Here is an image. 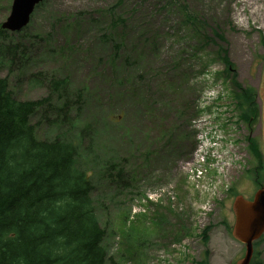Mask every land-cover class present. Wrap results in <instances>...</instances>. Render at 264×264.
Masks as SVG:
<instances>
[{
  "label": "rangeland",
  "instance_id": "1",
  "mask_svg": "<svg viewBox=\"0 0 264 264\" xmlns=\"http://www.w3.org/2000/svg\"><path fill=\"white\" fill-rule=\"evenodd\" d=\"M183 2L203 24L185 21ZM13 3L0 0V23ZM9 34L22 44L1 70L14 96L50 97L57 111L68 100L65 122L49 126L43 109L31 122L42 139L62 134L79 145L109 256L121 264L244 256L232 206L239 194L254 196L257 171L264 182V0H43ZM232 76L259 91L251 127ZM46 77L66 79L67 92ZM203 137L212 148L198 162ZM254 260L264 264V234Z\"/></svg>",
  "mask_w": 264,
  "mask_h": 264
},
{
  "label": "trees",
  "instance_id": "2",
  "mask_svg": "<svg viewBox=\"0 0 264 264\" xmlns=\"http://www.w3.org/2000/svg\"><path fill=\"white\" fill-rule=\"evenodd\" d=\"M180 7L187 23L203 24L186 2ZM213 32L218 36L216 29ZM8 36L0 23V40L4 41L0 44V264H121L108 255L104 245L107 232L96 213L92 176L78 160L79 145L62 134L42 139L31 122L40 109L49 126L59 118L65 122L71 109L68 100L57 111L50 97L14 96L1 70L15 61L22 44ZM46 79L54 92H67L66 79ZM232 79L239 89L235 97L242 108L241 119L251 127L260 112L259 92L242 86L236 76ZM247 139L252 153L262 160L259 144L252 135ZM208 232V228L202 232L205 240ZM255 262L253 255L250 264Z\"/></svg>",
  "mask_w": 264,
  "mask_h": 264
},
{
  "label": "water",
  "instance_id": "3",
  "mask_svg": "<svg viewBox=\"0 0 264 264\" xmlns=\"http://www.w3.org/2000/svg\"><path fill=\"white\" fill-rule=\"evenodd\" d=\"M43 0H14L2 27L13 32L23 29L31 20L36 6ZM235 223L233 236L245 244L244 256L236 264H250L254 242L264 234V182L252 199L237 195L233 201Z\"/></svg>",
  "mask_w": 264,
  "mask_h": 264
}]
</instances>
